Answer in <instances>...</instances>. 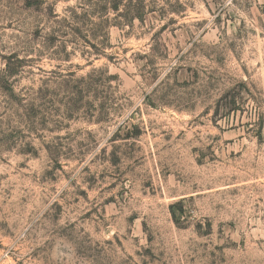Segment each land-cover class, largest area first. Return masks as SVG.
Returning a JSON list of instances; mask_svg holds the SVG:
<instances>
[{"label":"rangeland","instance_id":"rangeland-1","mask_svg":"<svg viewBox=\"0 0 264 264\" xmlns=\"http://www.w3.org/2000/svg\"><path fill=\"white\" fill-rule=\"evenodd\" d=\"M0 264H264V0H0Z\"/></svg>","mask_w":264,"mask_h":264}]
</instances>
